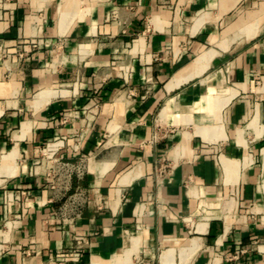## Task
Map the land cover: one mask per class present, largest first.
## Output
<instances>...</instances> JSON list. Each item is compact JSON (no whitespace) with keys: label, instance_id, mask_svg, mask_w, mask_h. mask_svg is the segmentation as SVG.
I'll return each mask as SVG.
<instances>
[{"label":"crops","instance_id":"0c3cea01","mask_svg":"<svg viewBox=\"0 0 264 264\" xmlns=\"http://www.w3.org/2000/svg\"><path fill=\"white\" fill-rule=\"evenodd\" d=\"M75 236V264H264V0H0V264Z\"/></svg>","mask_w":264,"mask_h":264},{"label":"built area","instance_id":"2783aa9c","mask_svg":"<svg viewBox=\"0 0 264 264\" xmlns=\"http://www.w3.org/2000/svg\"><path fill=\"white\" fill-rule=\"evenodd\" d=\"M38 44L33 43L31 44L30 49L23 48L22 50L18 51L15 54L14 62L19 64V62L26 57V55L33 49H36ZM154 137L151 140L154 141ZM85 173V165L82 160L78 163L73 164L63 158H56L54 160V165L51 167V175L53 178H57L58 180L63 178L66 181H70L74 176L78 179L82 178ZM84 198V194L81 190L75 192L74 195L68 196L67 201L63 204L60 208V215L66 220L73 221L74 218L80 215V204L81 200ZM75 246L72 250L58 253L54 255L49 264H75L79 262L83 249L85 247L86 239L82 236H75L74 237Z\"/></svg>","mask_w":264,"mask_h":264}]
</instances>
